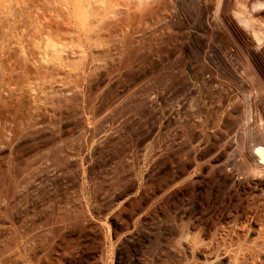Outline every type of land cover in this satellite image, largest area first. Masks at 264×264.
I'll return each mask as SVG.
<instances>
[{
    "label": "rangeland",
    "instance_id": "obj_1",
    "mask_svg": "<svg viewBox=\"0 0 264 264\" xmlns=\"http://www.w3.org/2000/svg\"><path fill=\"white\" fill-rule=\"evenodd\" d=\"M82 1L0 26V264H264V13Z\"/></svg>",
    "mask_w": 264,
    "mask_h": 264
},
{
    "label": "bare ground",
    "instance_id": "obj_2",
    "mask_svg": "<svg viewBox=\"0 0 264 264\" xmlns=\"http://www.w3.org/2000/svg\"><path fill=\"white\" fill-rule=\"evenodd\" d=\"M29 0H3L0 3V26L4 25L5 23L8 22L10 15L11 14H15L18 17H21L28 11L30 12V14H25V16L27 17L26 20H28L29 22H31V10L33 12H35L36 14V8H34V6H32L33 4L28 2ZM31 2V1H30ZM73 2V0H50L48 3H50L49 5H52V7L54 8V10L58 11V12H64L67 11L68 7H69V3ZM47 3V2H46ZM47 3V4H48ZM51 7V6H50ZM51 7V8H52ZM92 9V4L90 0H83L80 3H76L75 6V11L77 13H82L83 11H90ZM249 12L250 14H254V15H258L261 13H264V0H251L249 3ZM34 14V13H33ZM24 16V17H25ZM35 16V15H32ZM252 16V15H251ZM13 33H9L8 30L4 29L2 31H0V48H4L5 46H7V41H13L15 40V35H12ZM17 40V39H16ZM3 76V71L2 68L0 66V77Z\"/></svg>",
    "mask_w": 264,
    "mask_h": 264
}]
</instances>
